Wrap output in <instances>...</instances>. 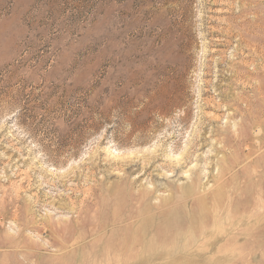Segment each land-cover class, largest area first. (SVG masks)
I'll return each mask as SVG.
<instances>
[{
  "label": "rangeland",
  "instance_id": "374dc122",
  "mask_svg": "<svg viewBox=\"0 0 264 264\" xmlns=\"http://www.w3.org/2000/svg\"><path fill=\"white\" fill-rule=\"evenodd\" d=\"M0 264H264V0H0Z\"/></svg>",
  "mask_w": 264,
  "mask_h": 264
},
{
  "label": "bare ground",
  "instance_id": "6f19581e",
  "mask_svg": "<svg viewBox=\"0 0 264 264\" xmlns=\"http://www.w3.org/2000/svg\"><path fill=\"white\" fill-rule=\"evenodd\" d=\"M259 45V44H258ZM262 180V179H261ZM192 193H194L193 191H191V190H189L188 188H186V189H184V190H182V193H181V198H186V197H188L189 195H191ZM131 195V194H130ZM172 200H178V197H174V195L172 196V198H171ZM191 201V200H190ZM167 202V201H166ZM190 203V202H189ZM204 204V203H203ZM135 208H137L138 209V207H135ZM162 209V208H161ZM136 210V209H135ZM130 212V211H129ZM137 214H138V216H139V213L137 212ZM134 215H135V213L134 212H132L131 213V215H127L126 216V218H124L125 220H124V225H126V227L129 225V224H131V223H129L130 221H133V217H134ZM125 217V216H124ZM120 218V217H119ZM139 218V217H138ZM141 218V217H140ZM155 218H156V223H155V225L156 224H160L161 223V221L163 220V218H164V215L162 214V213H157L156 215H155ZM117 219V218H116ZM136 219V218H135ZM113 221V220H112ZM117 221H119V220H117ZM122 221V220H121ZM121 221H119L120 223H121ZM114 222V221H113ZM112 222V223H113ZM193 223V219H188V217H183L181 220H180V223H177L176 225H174V226H177V227H186L187 228V226H189L190 225V223ZM196 222V221H195ZM129 223V224H128ZM192 223H191V225H192ZM115 225H116V223H115ZM123 225V224H122ZM121 225V226H122ZM123 225V226H124ZM153 223L152 224H149V225H147V227H146V230H147V232H148V236L145 238V244H146V247L147 246H149V245H151V243L152 242H155V238H157L156 237V234H154V235H152L153 233V230H154V226H155ZM111 226V225H110ZM119 226V225H118ZM130 226V225H129ZM167 226H168V224H167ZM170 227V226H169ZM172 228H173V226H171ZM112 229V228H111ZM187 230V229H186ZM107 231V230H106ZM157 233V232H156ZM101 236V235H100ZM135 240V239H134ZM134 240H132L131 239V241H133L131 244H135L136 243V241H134ZM128 242V241H127ZM192 242V241H191ZM85 243V242H84ZM157 253V252H156ZM158 253L160 254H162V253H164V254H169V253H173V252H166V251H158Z\"/></svg>",
  "mask_w": 264,
  "mask_h": 264
}]
</instances>
